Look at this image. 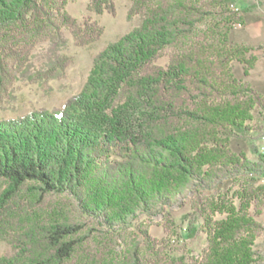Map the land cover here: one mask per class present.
<instances>
[{"label": "trees", "instance_id": "obj_1", "mask_svg": "<svg viewBox=\"0 0 264 264\" xmlns=\"http://www.w3.org/2000/svg\"><path fill=\"white\" fill-rule=\"evenodd\" d=\"M69 1L0 0V98L17 75L27 76L41 42L52 45L36 72L45 83L63 78L69 64L52 51L63 31L79 47L100 38L96 21L79 23L66 12ZM235 2L131 0L127 18L138 16L140 24L93 57L77 94L60 108L0 119V241L11 247L0 264H102L101 253L73 240L80 226L41 218L51 195L70 197L79 217L108 233L190 197L186 236L200 231L207 244L198 257L170 264H264L255 251L264 235V187L255 185L264 155L251 161L231 147L234 137L261 131L250 123L264 121V94L246 78L264 45L232 42L241 15L229 7ZM86 11L114 16L116 6L88 0ZM168 50L167 63L158 65ZM233 62L243 79L234 76ZM226 181L239 185L232 196L220 190ZM163 263L159 250L147 256L136 246L122 262Z\"/></svg>", "mask_w": 264, "mask_h": 264}, {"label": "rangeland", "instance_id": "obj_2", "mask_svg": "<svg viewBox=\"0 0 264 264\" xmlns=\"http://www.w3.org/2000/svg\"><path fill=\"white\" fill-rule=\"evenodd\" d=\"M244 1V0H243ZM249 6H243L242 0L237 1L236 5L241 9L240 27L231 26L230 38L232 42H242V38L254 37L264 30L259 28V24H264V0H246ZM88 0L69 1L65 7L66 12L79 23L90 17L103 28L100 38L87 46H76L72 36L68 31H63L62 38L64 40L59 46H53L52 51L56 55L66 56L69 58V64L65 70L64 77L61 79L50 80L43 83L36 77V72L45 68L48 60L52 57L49 48L52 45L48 42H41L31 52L29 57V72L26 77L17 75L9 94L2 95L0 98V119L8 120L20 116H24L32 110L47 109L52 110L60 108L69 97L77 94L89 73L92 65L93 57L107 45L115 42L120 36L129 32L140 24V17L135 16L131 19L127 18V12L130 7L131 0H114L116 13L114 16L104 14L102 16H94L86 11ZM205 24H201L199 30H203ZM243 44H245L243 42ZM253 45L256 44H247ZM168 51H165L162 57L157 61L158 65L164 66L168 59L166 57ZM257 56H264L262 51L255 53ZM261 54V55H260ZM233 74L237 79H243L242 70L238 63H232ZM259 70H252L250 73V81L253 84H260L258 79ZM248 77L246 78V80ZM250 126L260 127L261 131L249 132L245 137H234L231 147L236 152H242L249 160H255L257 154L264 155V121L258 124L253 121ZM257 138V139H254ZM254 139V140H251ZM251 145L256 148L255 152L251 151ZM239 182V180H238ZM256 186H263L260 179L256 178ZM238 183L226 181L220 190L232 196L238 188ZM215 195L214 192H205L204 197L210 198ZM263 201V200H262ZM235 202H237L235 200ZM262 214L258 220L264 226V201L262 202ZM190 209V197L179 198L177 203L171 207L164 208L160 213L153 216H140L132 222L126 229L108 233L99 228L93 221L79 217L72 208L71 198L66 195H51L44 197L42 207L39 212L41 218L52 223L67 222L76 224L81 227L79 233L73 237L81 245L91 251L101 253L102 264L106 260L112 261L114 256L116 261L111 264H122L128 251L134 246L142 255L159 250L163 258V264H170L171 260L184 258L186 261L190 257H198L202 250L206 247V236L200 231H196L191 238L186 236V224L183 222V215ZM166 214H169L165 218ZM222 215H217L220 218ZM164 228L166 231L164 233ZM142 232L153 241L145 240ZM162 240L161 244H156ZM8 242L0 241V257L7 255L11 251ZM160 246V247H158ZM162 250V251H160ZM255 251L264 256V235L256 241Z\"/></svg>", "mask_w": 264, "mask_h": 264}, {"label": "crops", "instance_id": "obj_3", "mask_svg": "<svg viewBox=\"0 0 264 264\" xmlns=\"http://www.w3.org/2000/svg\"><path fill=\"white\" fill-rule=\"evenodd\" d=\"M242 2H243V5H242V7L243 6H249V4H248V1H246V0H242ZM259 28H261V30L263 29L264 30V24L263 23H260L259 24ZM242 39H244V40H242V42H239L240 44H243V42L245 43V44H256V45H259V44H261V45H264V32H260V34L258 35V34H256L254 37H249V38H242ZM261 55V54H260ZM256 69H258L259 70V74H258V79H259V81H260V84L258 85V84H253L251 81H250V75L248 76V81L256 88V89H258L260 92H262L263 94H264V56L263 55H261L260 57H259V60L257 61V63H256V65H255V67H254V69L253 70H256ZM252 72V71H251ZM250 72V73H251Z\"/></svg>", "mask_w": 264, "mask_h": 264}, {"label": "built area", "instance_id": "obj_4", "mask_svg": "<svg viewBox=\"0 0 264 264\" xmlns=\"http://www.w3.org/2000/svg\"><path fill=\"white\" fill-rule=\"evenodd\" d=\"M229 7H230V9L232 11H239V8L235 4H230ZM235 27H240V25L239 24H236ZM262 140H264V137H262ZM263 149H264V147H261V150H263ZM260 179H263V181H264V176L261 177Z\"/></svg>", "mask_w": 264, "mask_h": 264}, {"label": "bare ground", "instance_id": "obj_5", "mask_svg": "<svg viewBox=\"0 0 264 264\" xmlns=\"http://www.w3.org/2000/svg\"><path fill=\"white\" fill-rule=\"evenodd\" d=\"M236 12H239V11H236ZM239 25H240V24H239ZM260 182L264 184V181H263V179H261V180H260Z\"/></svg>", "mask_w": 264, "mask_h": 264}]
</instances>
